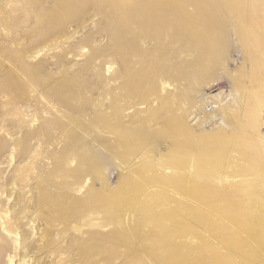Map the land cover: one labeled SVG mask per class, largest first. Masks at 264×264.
I'll return each mask as SVG.
<instances>
[{
  "label": "rangeland",
  "instance_id": "rangeland-1",
  "mask_svg": "<svg viewBox=\"0 0 264 264\" xmlns=\"http://www.w3.org/2000/svg\"><path fill=\"white\" fill-rule=\"evenodd\" d=\"M256 207L264 0H0V264H264Z\"/></svg>",
  "mask_w": 264,
  "mask_h": 264
},
{
  "label": "bare ground",
  "instance_id": "bare-ground-1",
  "mask_svg": "<svg viewBox=\"0 0 264 264\" xmlns=\"http://www.w3.org/2000/svg\"><path fill=\"white\" fill-rule=\"evenodd\" d=\"M180 143V142H179ZM181 145V144H180ZM185 155L186 156V154L185 153H182L181 155ZM182 157V156H181ZM183 158H185L184 156H183ZM182 158V159H183ZM204 159V158H203ZM183 161V164L182 163H180V165L182 164V166L184 165V160H182ZM181 161V162H182ZM204 161H207V159L205 158V160H203V162H202V160L200 161V162H202L203 163V165H204ZM209 162H210V160H209ZM212 162V161H211ZM211 164V163H210ZM212 164H213V162H212ZM200 165V164H199ZM202 165V166H203ZM222 165V164H221ZM206 166V165H205ZM203 167V169L205 170V168L206 167ZM214 166L215 165H213V167L212 168H214ZM200 167H201V165H200ZM203 169H202V171H201V173L202 172H204L203 171ZM205 172H206V170H205ZM212 172V171H211ZM219 172V171H218ZM207 173V172H206ZM221 173V172H220ZM213 174V173H212ZM204 175H205V173H204ZM208 175H209V172H208ZM205 178V177H204ZM212 178V177H211ZM205 180V179H204ZM201 181V180H200ZM204 182V181H203ZM221 188L219 187V189L218 190H220ZM223 189V188H222ZM213 190V189H212ZM212 190H204V189H193V193L195 194V196L197 197V198H201V197H207V196H214V191H213V193H212ZM215 191H216V189H214ZM224 190L225 189H223L222 191L224 192ZM221 191V190H220ZM223 192H221V193H223ZM191 194H192V190H191ZM216 195V194H215ZM220 195V194H219ZM235 203H233V204H235L234 205V207H236L237 206V209H236V212H235V209H234V213L232 212V217H235V221H237L238 220V222H240V224L241 223H244L245 222V220L247 219V214H249V211L246 209V206H247V203L245 202V201H241V203H239V202H237V201H234ZM257 205H259V203L257 204ZM228 206H230L229 204H228ZM228 206H226L227 208H228ZM260 206H262V205H260ZM226 207H225V209H226ZM233 207V208H234ZM238 207H239V209H238ZM255 207V206H254ZM233 208H231V209H233ZM230 209V210H231ZM227 210V209H226ZM247 210V211H246ZM231 212V211H230ZM238 212V213H237ZM258 215H261V213L263 212L261 209H260V207H256V211H255ZM183 213V212H182ZM264 213V212H263ZM179 215H180V213H179ZM182 215V214H181ZM250 215H251V213H250ZM177 216H178V214H177ZM177 216L175 215L174 216V218H176L177 219ZM246 216V217H245ZM179 217V216H178ZM180 217H182V216H180ZM180 217H179V219H180ZM241 218H243V220H240ZM252 219H254V217L252 218ZM262 220H264V218H263V216H262V218H261ZM206 222V221H205ZM205 222H203L204 224H205ZM208 222V221H207ZM264 222V221H263ZM248 223V222H247ZM261 223V222H260ZM202 225V226H204V227H206L207 226V224H206V226L205 225ZM250 224V223H249ZM242 225V224H241ZM243 225H245V224H243ZM259 225H261L260 227H262V223L261 224H259ZM197 226V225H196ZM264 226V225H263ZM204 227H202V228H204ZM211 228L212 229V227L209 225L206 229H208V228ZM209 228V229H210ZM208 229V230H209ZM211 229H210V231H211ZM217 229V228H216ZM263 230H264V227L262 228ZM205 230V229H204ZM214 230H215V228H214ZM263 230H261V231H263ZM210 231H209V234H210ZM218 231V229L216 230V232ZM205 232V231H204ZM213 232V231H212ZM264 232V231H263ZM214 233V232H213ZM217 234V233H216ZM218 234H220V233H218ZM217 234V236H220V235H218ZM214 235V234H213ZM213 235H212V233H211V237L213 238ZM217 236L215 237V238H217ZM262 236V235H261ZM260 236V239L262 238V237H264V235L261 237ZM166 240V239H165ZM259 240V239H258ZM263 240V239H262ZM216 241V240H215ZM166 242H167V240H166ZM168 243V242H167ZM168 244H170V243H168ZM167 244V245H168ZM175 245H177V244H175ZM173 246H174V244H173ZM264 246V245H263ZM165 247V246H164ZM170 247V246H169ZM148 248V247H147ZM178 248V247H177ZM166 250H167V248H165ZM149 250V249H148ZM171 250V249H170ZM178 250V249H177ZM172 251V250H171ZM170 251V252H171ZM176 251V250H175ZM167 251H165V253H166ZM178 254H176L177 256H174L175 255V253H169V254H174V255H172V256H174V257H172V258H169V259H167V264H186V262L185 261H183V259L185 258V257H183V258H181L180 256H181V254L179 255V252H177ZM215 254V253H214ZM167 255H168V253H167ZM168 258V257H167ZM163 260V259H162ZM166 260V259H165ZM249 260V259H248ZM164 261V260H163ZM250 261V260H249ZM249 261H247V262H249ZM246 262V261H245ZM165 264H166V262H164Z\"/></svg>",
  "mask_w": 264,
  "mask_h": 264
}]
</instances>
